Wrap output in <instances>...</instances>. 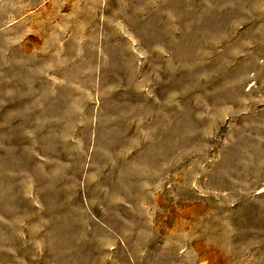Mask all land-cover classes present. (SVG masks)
<instances>
[{
	"label": "rangeland",
	"instance_id": "1",
	"mask_svg": "<svg viewBox=\"0 0 264 264\" xmlns=\"http://www.w3.org/2000/svg\"><path fill=\"white\" fill-rule=\"evenodd\" d=\"M0 264H264V0H0Z\"/></svg>",
	"mask_w": 264,
	"mask_h": 264
}]
</instances>
